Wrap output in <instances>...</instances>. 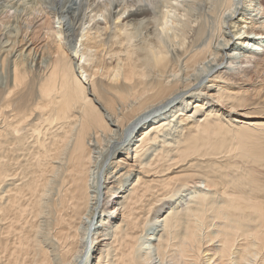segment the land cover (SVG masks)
<instances>
[{"label": "bare ground", "instance_id": "obj_1", "mask_svg": "<svg viewBox=\"0 0 264 264\" xmlns=\"http://www.w3.org/2000/svg\"><path fill=\"white\" fill-rule=\"evenodd\" d=\"M16 3L0 264H264V78L220 72L261 51L262 0ZM86 11L103 26L83 31Z\"/></svg>", "mask_w": 264, "mask_h": 264}, {"label": "rangeland", "instance_id": "obj_2", "mask_svg": "<svg viewBox=\"0 0 264 264\" xmlns=\"http://www.w3.org/2000/svg\"><path fill=\"white\" fill-rule=\"evenodd\" d=\"M2 1V2H1ZM4 1H6V3L4 2ZM261 1V0H260ZM11 2V3H10ZM28 2V1H27ZM5 5H4V4ZM13 3L15 4V5H17V3H16V0H0V7L2 8V4H3V8H4V6H8L5 10H8V8H11V7H13V6H15V5H13ZM264 0H262V9H264ZM8 4V5H7ZM12 5V6H10V5ZM10 6V7H9ZM261 9V8H260ZM10 10V12H8V15L10 16V15H13L12 13H13V9L11 10V9H9ZM170 10V9H169ZM19 11V10H18ZM20 12V11H19ZM174 12V14L176 15H178V13H176L175 11H173L172 10V13ZM261 13H262V11H261ZM261 13H259L260 15H261ZM16 15V14H15ZM99 16V17H98ZM97 17L96 16H93V14H91V13H89V11H86L85 12V18H84V22H85V20L86 21H88L90 18H92V17H94V22L92 23H90V25L91 26H89V23L88 22H83L84 23V25H83V31L84 30H86L87 28L86 27H94L95 28V26L97 27H102L103 26V24H104V17H103V15H98ZM179 16V15H178ZM177 17V16H176ZM186 17V16H185ZM181 18H184V16H182ZM186 18H184V20H185ZM189 21V20H188ZM55 24L53 25V27L55 28V29H57L58 28V24H56L57 22H56V20H55V22H54ZM85 28V29H84ZM194 28H192L191 29V31H190V33L188 32V35H187V39H185L183 42H186V44L188 43V41H190V39H191V35H192V30H193ZM185 44V45H186ZM178 44H177V41H174L173 43H171L169 46H170V50H171V55L173 56V57H175L176 56V54L179 52V48L177 47L176 48V46H177ZM264 44H263V46L261 45L259 48H260V52L259 53H257V55H255L256 56V58H254L252 61H250V62H248V59H249V56H248V58H247V56H242V55H240V57L238 56V62L236 63V67L235 66H233V68H230L231 70L229 71V72H227V70H225V68L226 67H228V64H222L221 65V67H222V69H220V72H221V74L222 75H224L225 77H228V79H229V81L230 82H232V83H237V84H235V85H238V84H249V83H251L252 81L254 82V83H257L258 81H260L261 80V78H264ZM177 49V50H176ZM248 50V49H247ZM244 51H246V50H244ZM176 52V53H175ZM245 54V53H244ZM242 58V59H241ZM80 59L81 58H79V60H78V63H79V61H80ZM239 59H241V60H239ZM256 61V62H255ZM82 63V62H81ZM81 67V66H80ZM79 67V68H80ZM82 69L80 68V69H76V72H77V74L81 77V79L84 81L85 79H84V77H83V75H81V73H82ZM83 74V73H82ZM231 79V80H230ZM234 81V82H233ZM250 81V82H249ZM248 82V83H247ZM87 83V82H86ZM199 85H197V87H198ZM189 97V96H188ZM185 99H186V97H184ZM232 119V118H231ZM261 137H264V132L261 134ZM129 162V161H128ZM106 163H108V161H106ZM117 192V191H116ZM113 198H114V196L112 195V194H110V196H108V198H107V202H108V206L109 205H111V204H113ZM86 257H87V255H86Z\"/></svg>", "mask_w": 264, "mask_h": 264}]
</instances>
